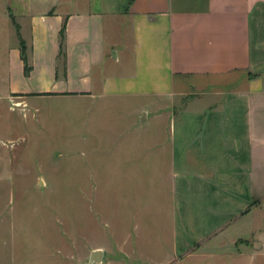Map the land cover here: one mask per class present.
<instances>
[{"label": "crops", "instance_id": "crops-1", "mask_svg": "<svg viewBox=\"0 0 264 264\" xmlns=\"http://www.w3.org/2000/svg\"><path fill=\"white\" fill-rule=\"evenodd\" d=\"M13 2L7 13L18 44L0 99L24 110L36 100L79 99L68 105L96 126L85 155L95 156L98 172L112 169L114 189L134 181L138 164L145 178L170 173L176 245L198 250L252 216L264 186L256 165L264 149V0ZM121 120L143 134L126 141L115 128ZM99 203L92 225L101 232L107 224L115 238L130 216L115 208L106 221ZM249 246L242 251L263 254ZM97 250L102 262L101 249L90 255Z\"/></svg>", "mask_w": 264, "mask_h": 264}, {"label": "rangeland", "instance_id": "rangeland-1", "mask_svg": "<svg viewBox=\"0 0 264 264\" xmlns=\"http://www.w3.org/2000/svg\"><path fill=\"white\" fill-rule=\"evenodd\" d=\"M13 1L0 0V92L9 50L18 44L7 13ZM74 101L80 100H36L35 108L24 110L0 99V264H88L94 249L104 257L93 264H264V186L249 219L198 250L193 242L176 245L170 173L154 170L145 178L138 164L134 181L114 189L112 169L98 172L95 156L85 155L95 144L91 130L96 126L84 125L83 110L68 105ZM131 121L115 127L126 141L145 130H130ZM256 165L264 181V149ZM98 176L106 186L95 187ZM82 186L86 189H75ZM99 200L106 221L115 208L130 216L115 238L106 235L114 232L107 224L101 232L93 226ZM118 241L125 252L116 249ZM249 244L263 247V254L242 251Z\"/></svg>", "mask_w": 264, "mask_h": 264}, {"label": "water", "instance_id": "water-1", "mask_svg": "<svg viewBox=\"0 0 264 264\" xmlns=\"http://www.w3.org/2000/svg\"><path fill=\"white\" fill-rule=\"evenodd\" d=\"M140 121L142 122L143 120H140ZM101 258H102V252L99 250L94 251L90 255L89 264L100 263Z\"/></svg>", "mask_w": 264, "mask_h": 264}, {"label": "trees", "instance_id": "trees-1", "mask_svg": "<svg viewBox=\"0 0 264 264\" xmlns=\"http://www.w3.org/2000/svg\"><path fill=\"white\" fill-rule=\"evenodd\" d=\"M63 30H64V28H62V30H61V32H60V40H61V44H62V42H63ZM22 61H23V63H24V74L27 75L28 72H29V67H28V65H27V63H26V60H25V58H24L23 56H22Z\"/></svg>", "mask_w": 264, "mask_h": 264}]
</instances>
